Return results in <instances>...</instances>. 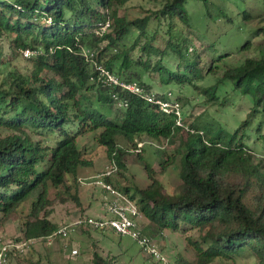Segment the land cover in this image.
<instances>
[{
	"label": "trees",
	"instance_id": "trees-1",
	"mask_svg": "<svg viewBox=\"0 0 264 264\" xmlns=\"http://www.w3.org/2000/svg\"><path fill=\"white\" fill-rule=\"evenodd\" d=\"M131 1L0 0V39H8L10 46L21 51H37L26 58L31 63L29 69L12 64L2 80L3 67L12 61L0 44V214L6 219L22 213L23 238L45 242L59 229L50 218V191L64 186L70 192L68 177L78 182L79 169L90 164L84 150L78 148L79 135L94 132L108 159L123 174L125 156L133 152L142 135L160 140L186 131L181 182L174 193L165 191L153 176L152 166L143 162L151 180L138 189V207L147 220L142 225L143 234L153 237L184 226L198 233L187 236L195 260L179 254L171 264L229 263L245 253L253 255L256 264H264V157L251 149V143L264 149V16L243 13L254 28L241 49L255 47L258 53L226 65L218 76V62L229 53L213 57L209 63L205 56L189 57V48L194 46L185 36L192 24L189 0H145L161 7L143 9L134 17L128 15ZM107 19L110 28L98 34ZM152 21L158 27L154 32L149 30ZM163 23L168 48L172 45L178 52L177 65L169 66L163 60L152 63L153 55L160 51L157 33ZM86 50L95 53V62L126 81L139 82L148 91H154L152 75L159 73L164 85H177L179 91L190 86L200 89L199 96H204L206 104L226 109L246 98L250 110L234 130L193 122L189 123L191 131L176 125L173 116L141 97L120 89L117 91L127 98L128 106L118 108L111 87L92 80L96 66L85 56ZM210 76L216 80L213 84H199ZM220 90L225 93L222 101ZM157 94L166 96L165 92ZM184 95L173 92L181 103L182 99L188 101ZM137 156L143 159L140 152ZM168 163L170 160L162 165V171ZM112 178L109 175L104 180L133 201L130 187H121ZM71 197L82 205L77 193ZM26 203L30 208L24 214ZM83 224L80 228L88 231ZM151 257L147 258L152 264ZM119 258V254L104 256L95 251L92 264H120ZM32 264H41V260Z\"/></svg>",
	"mask_w": 264,
	"mask_h": 264
},
{
	"label": "rangeland",
	"instance_id": "rangeland-1",
	"mask_svg": "<svg viewBox=\"0 0 264 264\" xmlns=\"http://www.w3.org/2000/svg\"><path fill=\"white\" fill-rule=\"evenodd\" d=\"M128 7H130L128 15L134 17L142 14L144 12L143 9L156 10L161 7V4L145 0H132ZM187 9L190 13L192 24L185 36L187 41L194 45L189 48V57L205 56L204 61L209 63L213 57L229 53L228 56L218 62L221 65L218 76L223 74L226 65L238 64L247 56H254L258 53L255 47H251L246 51L241 49V45L251 37L254 28V25L244 20L243 13L248 11L254 17H263L264 0H189ZM229 17L232 20L227 21ZM157 28V23L152 21L149 26L150 32H154ZM166 29L163 23L162 29L157 33L156 46L160 51L153 55L152 63L163 60L169 66L177 65L178 52L171 47L172 45L168 48L167 38H165ZM136 35L137 32L131 36V42ZM142 40L144 41L143 38ZM259 41V38L254 39L253 45ZM0 44L4 46V50L8 54L6 58L12 61L9 66L3 67L4 75L1 78L2 80L12 69V64L24 70L31 67V63L26 59L27 57H25L23 50L21 51V49L15 48L13 45L10 46L8 39H0ZM152 76L155 91L165 92L172 90L175 93L178 91L179 94H185L188 97L186 103L182 99L188 124L210 122L214 127L222 125L229 130H234L238 122L246 118L251 107L250 102L246 98L240 99L231 108L226 107L225 109L218 104L212 106V104H206L203 101L204 96H199L201 94L200 89L195 90L190 86L184 87L182 91H179L177 85H164L159 73H153ZM215 81V78L210 76L205 81L199 82V84L207 86ZM219 95V101H222L225 93L220 90ZM187 134L186 131H181L177 132L171 139L162 138L160 140L142 135L137 139V147L133 148V152L125 156L126 167L121 169L123 174L118 173L117 170V172L115 171L112 174L113 182L121 187H130V193L135 195V199L132 202L139 206L137 203L140 196L138 189L146 187L147 183L151 182L143 164V162H147L154 170L153 176L162 183L165 191L174 193L181 182L179 172ZM140 144L142 145L141 148H139ZM77 145L78 148L84 150V157L90 161V164L79 169L78 182H75L72 177H68L67 183L71 185L70 192H67L64 186L50 191V197L53 199L50 218L59 225V228L63 226L69 227L70 233L68 237L56 236L50 241L46 240L45 242L37 243L34 241L24 253H14L12 251L9 264H32L38 260H41V264H92L93 252L95 251L104 256L119 254L120 264H151L152 260H148L146 253L131 236H120L110 228H98V230H95L96 228L87 226L88 231L80 228L84 226L80 221H83L87 216L93 218L103 215L107 216L109 214L108 202L110 200L115 199L120 205H127V202L131 201V199L129 195H124L115 186L112 185V188L116 189L119 195H114L97 182L96 176L111 169L113 162L108 159L105 146L98 144L95 139V133L88 131L79 135L77 137ZM120 145L124 144L121 142ZM251 149L264 157V149L258 144L251 143ZM137 152L143 155V159L140 160L138 158ZM167 160H170V163L162 171V165H165ZM72 193L79 195L82 201L81 206H78L70 199L72 198ZM61 198L66 200L62 201ZM29 208L30 204L26 203L25 212L23 213H27ZM21 215L22 213H15L3 219L2 214H0V247L6 241L23 239L24 228L21 223ZM146 222L147 220L142 214L136 218V224L141 230L143 223ZM105 230L106 233L104 232ZM197 234L196 231H190L189 227L184 226L179 231L166 229L163 233L153 237L160 252L169 262L175 263L174 261L179 254L185 255L192 261L195 260L196 254L188 244L187 236ZM74 249L78 251L75 254L72 252ZM30 253H32V256ZM256 261L253 255L245 253L242 257L236 258L234 262L215 261L212 264H256Z\"/></svg>",
	"mask_w": 264,
	"mask_h": 264
},
{
	"label": "built area",
	"instance_id": "built-area-1",
	"mask_svg": "<svg viewBox=\"0 0 264 264\" xmlns=\"http://www.w3.org/2000/svg\"><path fill=\"white\" fill-rule=\"evenodd\" d=\"M111 26L110 19H107L104 24L96 31L98 34L102 35ZM25 57L31 58L37 55L36 50L25 49L23 50ZM85 56L89 60H93L96 66V75L92 77L96 83L104 86L111 87V97L115 101L117 107L126 108L128 106V100L126 97H121L117 89L122 91L133 93L147 103L157 107L162 112L173 115L178 126L184 127L189 130V126L185 123V117L183 114V108L176 98L173 97L172 92H168L167 95L160 96L155 92L147 91L142 85L136 81H126L121 79L117 74H115L110 69L106 68L104 65L95 62V53L93 51L86 50ZM193 131V129H190ZM141 144L140 147L141 148ZM117 170V167L113 163L111 169L97 175L98 183H100L104 189L110 190L114 195H119L116 189L112 188V185L104 181L106 176L112 175ZM83 182V181H82ZM108 209L110 215L108 214L99 216L96 218L87 216L81 223H86L89 227L94 228H110L117 234L122 236H131L138 244L142 247L143 251L146 253L147 257L153 259L152 264H171L167 258L160 252L155 238L143 234L142 230L138 228L136 224V218L141 216L139 207L132 201H128L127 205H120L117 200H112L108 204ZM70 233L68 226L60 227L56 232L47 238L51 240L58 236H67ZM36 241L35 239H20L15 241H6L0 247V264H9V258L12 251L14 253H24L30 247V245ZM74 254L78 251L74 249L72 251Z\"/></svg>",
	"mask_w": 264,
	"mask_h": 264
},
{
	"label": "clouds",
	"instance_id": "clouds-1",
	"mask_svg": "<svg viewBox=\"0 0 264 264\" xmlns=\"http://www.w3.org/2000/svg\"><path fill=\"white\" fill-rule=\"evenodd\" d=\"M116 74V73H115ZM119 76V75H118ZM120 77V76H119ZM121 78V77H120ZM122 79V78H121ZM124 80V79H123ZM139 83V82H138ZM146 89V88H145ZM121 90V89H120ZM148 91V90H147ZM150 92H155V93H157L155 90L154 91H150ZM168 92H172V94H173V91H171V90H168V91H165V93H166V95H167V93ZM162 93H164V92H162ZM160 96H164V94H162V95H160ZM145 101V100H144ZM179 101V100H178ZM146 102V101H145ZM181 103V102H180ZM149 104V103H148ZM151 105V104H150ZM181 105H182V103H181ZM155 107V106H154ZM118 108H120V107H118ZM157 108V107H156ZM182 108H183V114H184V117H185V121H186V117H187V115H186V113H185V111H184V106L182 105ZM158 109V108H157ZM161 111V110H160ZM162 112V111H161ZM162 113H164V112H162ZM166 114V113H165ZM166 115H169V114H166ZM171 116H173V115H171ZM174 118V117H173ZM175 119V118H174ZM175 123H176V120H175ZM186 123V122H185ZM188 126H189V124L188 123H186ZM177 125V124H176ZM179 127H181V126H179ZM168 260V259H167ZM170 263V262H169Z\"/></svg>",
	"mask_w": 264,
	"mask_h": 264
}]
</instances>
